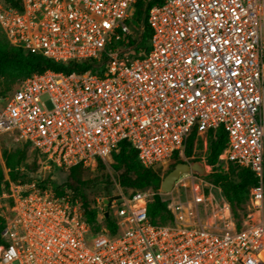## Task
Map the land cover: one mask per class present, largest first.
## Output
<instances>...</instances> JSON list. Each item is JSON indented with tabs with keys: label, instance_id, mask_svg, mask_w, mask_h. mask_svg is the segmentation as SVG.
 I'll return each instance as SVG.
<instances>
[{
	"label": "built area",
	"instance_id": "obj_1",
	"mask_svg": "<svg viewBox=\"0 0 264 264\" xmlns=\"http://www.w3.org/2000/svg\"><path fill=\"white\" fill-rule=\"evenodd\" d=\"M137 1L0 0L10 44L101 67L46 69L0 96V140L28 143L39 164L37 179L8 181L0 264H264V0H163L145 16V45L131 42L143 30L131 24ZM218 127L223 170L234 163L256 179L238 224L223 195L214 223L212 189L221 187L197 184L205 177L192 173L166 193L164 225L148 218L152 189L108 199L113 234L92 230L80 200L38 186L53 169L110 160L124 141L146 168L164 169L174 154L194 161L184 155L189 135ZM97 203L101 220L103 198Z\"/></svg>",
	"mask_w": 264,
	"mask_h": 264
},
{
	"label": "trees",
	"instance_id": "obj_2",
	"mask_svg": "<svg viewBox=\"0 0 264 264\" xmlns=\"http://www.w3.org/2000/svg\"><path fill=\"white\" fill-rule=\"evenodd\" d=\"M10 5H16L15 0H3ZM163 0H138L132 12L131 24H142L143 30L140 34V40H131V42H136L139 45H145L150 36V30L146 26L145 16L150 7L155 4L162 3ZM2 34L5 37V43L0 41V77L9 76L15 82L21 80L33 73H39L46 69H51L54 71L71 73V72H82L89 70L91 72L101 73V67L96 66L95 60L86 61L79 64L68 63L62 64L57 63L49 58L43 57L38 54H33L24 51L21 47L14 46L9 43L2 29L0 28ZM104 60V58H103ZM12 90V89H11ZM7 92L6 94L10 93ZM3 94V95H6ZM207 137V153L205 156V162L207 165L214 166L218 160V156L223 150L226 141V135L221 127L216 129L207 130L204 133ZM197 134L193 131L187 140L186 147L184 149V155L188 157L192 153L194 142L196 141ZM4 138L0 140V193L1 184H7L8 181H15L17 178L11 175V170L16 168L20 164L23 158V151L16 149L13 152H6L1 149ZM25 145L28 143L21 142ZM30 146V145H29ZM34 150V149H33ZM36 155L38 153L34 150ZM114 164L112 167L116 171H120L119 180L123 187L131 188L132 192L137 189L149 188L154 190L156 193L153 199L147 204V215L149 220L153 224L164 225L171 221L172 214L169 210L167 203L161 199V196L157 193L159 190L160 182L162 178L157 173V170L151 167H144L138 157L135 149H133L129 143L121 142L119 144V149L112 153ZM197 160V159H196ZM200 160V159H198ZM98 163L103 162L97 159ZM183 160L174 154L172 161L167 167V173L174 167L178 162ZM33 170H37L39 164L34 163ZM4 167L8 169L5 173ZM229 167L233 169L237 168L235 173H224V172H213L208 173L206 178L211 177L212 181L221 187L223 196L227 200L232 216L234 217L236 223L238 224L241 220L240 216L244 214V204L248 198L249 188L256 183L253 173L248 167L239 166L234 163H230ZM84 167L80 164H76L69 168L68 170V182L65 185L73 189L77 195L82 196V206L85 220L91 226L94 232L99 231L96 224V214L97 206L89 205L87 198L80 191L84 184ZM18 180V179H17ZM5 181V182H4ZM4 184V185H5ZM59 192V191H58ZM60 194V192H59ZM241 215L239 216V213ZM106 223L107 230L113 234L117 231V223L113 216H108L102 219ZM3 228V219L0 216V232ZM0 242H2L0 237Z\"/></svg>",
	"mask_w": 264,
	"mask_h": 264
},
{
	"label": "rangeland",
	"instance_id": "obj_3",
	"mask_svg": "<svg viewBox=\"0 0 264 264\" xmlns=\"http://www.w3.org/2000/svg\"><path fill=\"white\" fill-rule=\"evenodd\" d=\"M0 41L5 43V37L2 34L0 30ZM15 80L13 81L11 77L9 76H2L0 77V96L3 94H6L9 92L13 86L15 85ZM198 137L196 138V141L194 142L192 153L188 157H193L196 161V159H200L205 165L207 163L205 162V156L207 153V137L204 135H197ZM204 140L206 141V146H204ZM1 149L5 150L6 152H13L16 149H21L23 151V158L20 162V164L16 165V168H13L11 170V175H14L21 183H29L32 180L37 179L36 177V170H33V166L35 165L34 163L37 164L38 156L36 155L35 151L30 147L29 145H25L21 142H15L12 141L9 138H4L3 143L1 145ZM114 164L113 158L106 162H101L98 163H91L89 166L84 167V184L81 187L80 191L82 194L87 198V201L89 205L91 206H97L98 203L97 201H100L101 198L105 199H111L112 197L123 193L127 194L132 192L131 188H125L121 185L120 180H119V174L120 171H116L112 165ZM208 166V165H207ZM168 167V166H167ZM167 167L162 169V168H154L157 170V173L160 175L161 178L164 177V175L167 173ZM224 164L220 163L218 160L214 166L206 167L205 166V171L208 173H213V172H224V173H235L237 171V168L231 169L229 166L227 167L226 170H223ZM5 173L8 172V169L4 167ZM47 177V176H46ZM15 181H18V180ZM5 182V181H4ZM68 182V171H63V170H57L53 169V171L49 174V176L41 181L38 182V186L41 189L46 190L48 193H56L57 195L60 194H66L69 195L70 197L76 198L81 201L82 203V196L77 195L72 188L69 186L65 185V183ZM195 183L200 184V185H208L212 184L217 186L215 184L211 177L203 179V181H198L196 180ZM2 183L1 184V193H0V213L3 214L4 212L7 211V208L10 207L11 201L8 198L7 194L9 193V183L7 184ZM179 187V186H178ZM181 187H179L180 189ZM206 189V188H205ZM60 194H59V192ZM212 192L215 196V200L212 204L211 207V213H215V224L221 225L222 221L217 217V213L219 214V210H221V200H220V195H223L222 190L221 193L217 191L215 187H213ZM161 193V192H160ZM176 191L173 192L175 194ZM182 193V192H181ZM186 194L189 199L192 198L191 194V189L187 188L186 189ZM161 199H168V195L162 194L161 193ZM176 197V195H175ZM164 201V200H163ZM218 205V206H217ZM246 205V202L244 204V207ZM83 208V206H82ZM110 216H112L111 211ZM101 212L97 210V214H100ZM96 214V226L98 230H102L103 228L106 227V223L103 222V220L99 219L98 215ZM241 215V212L239 213V216ZM234 218V217H233ZM241 218V216H240ZM208 223H211V219H207Z\"/></svg>",
	"mask_w": 264,
	"mask_h": 264
},
{
	"label": "water",
	"instance_id": "obj_4",
	"mask_svg": "<svg viewBox=\"0 0 264 264\" xmlns=\"http://www.w3.org/2000/svg\"><path fill=\"white\" fill-rule=\"evenodd\" d=\"M185 173H192L199 177H206L208 172L205 171L204 163L200 160L190 161V162H178L174 165V167L164 175L160 182V192L162 194L169 193L173 187L177 179ZM108 203L109 200L107 198L103 199V216L108 217Z\"/></svg>",
	"mask_w": 264,
	"mask_h": 264
}]
</instances>
